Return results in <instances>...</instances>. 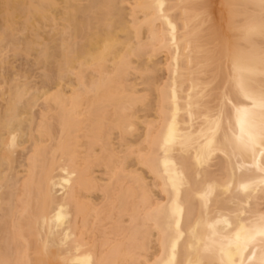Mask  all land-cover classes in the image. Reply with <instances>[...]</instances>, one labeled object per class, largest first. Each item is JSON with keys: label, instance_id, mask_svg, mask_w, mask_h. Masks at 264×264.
<instances>
[{"label": "bare ground", "instance_id": "bare-ground-1", "mask_svg": "<svg viewBox=\"0 0 264 264\" xmlns=\"http://www.w3.org/2000/svg\"><path fill=\"white\" fill-rule=\"evenodd\" d=\"M245 94L264 0H0V264H264Z\"/></svg>", "mask_w": 264, "mask_h": 264}, {"label": "snow or ice", "instance_id": "snow-or-ice-1", "mask_svg": "<svg viewBox=\"0 0 264 264\" xmlns=\"http://www.w3.org/2000/svg\"><path fill=\"white\" fill-rule=\"evenodd\" d=\"M245 98L251 101V108L237 109L238 114H243L244 117H247V114L252 112L255 108L259 107L262 111H264V95H262L259 99L252 97L250 95L245 94ZM226 103H231L230 101H226ZM235 107V106H234ZM261 135L264 137V121L261 123ZM15 139V138H13ZM249 140L254 141V136L249 135ZM264 234V233H262Z\"/></svg>", "mask_w": 264, "mask_h": 264}]
</instances>
